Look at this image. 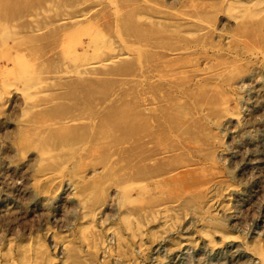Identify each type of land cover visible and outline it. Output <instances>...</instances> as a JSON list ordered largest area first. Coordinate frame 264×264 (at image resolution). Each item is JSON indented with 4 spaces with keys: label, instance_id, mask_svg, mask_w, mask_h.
<instances>
[{
    "label": "rangeland",
    "instance_id": "1",
    "mask_svg": "<svg viewBox=\"0 0 264 264\" xmlns=\"http://www.w3.org/2000/svg\"><path fill=\"white\" fill-rule=\"evenodd\" d=\"M0 264H264V0H0Z\"/></svg>",
    "mask_w": 264,
    "mask_h": 264
},
{
    "label": "bare ground",
    "instance_id": "2",
    "mask_svg": "<svg viewBox=\"0 0 264 264\" xmlns=\"http://www.w3.org/2000/svg\"><path fill=\"white\" fill-rule=\"evenodd\" d=\"M84 31H85V30H84ZM86 31H87V30H86ZM75 33H76V32H75ZM73 40H74V39H73ZM73 40H72V41H73ZM76 40H77V39H76ZM104 41H105V40H104ZM78 44H80V43H78ZM88 44H89V43H88ZM92 48H93V46H92ZM92 48H91V49H92ZM94 49H95V48H94ZM94 49H93V50H94ZM104 49H105V48H104ZM105 50H106V49H105ZM108 51H109V50H108ZM83 55H85V54H83ZM90 55L92 56V53H91ZM86 56H87V55H86ZM83 57H84V56H83ZM96 58H97V57H96ZM22 59H24V58H22ZM76 60H77V59H76ZM77 61H78V60H77ZM24 62H25V61H24ZM19 63H20V62H19ZM83 63H84V62H83ZM83 63H82V65H83ZM75 64H76V63H75ZM75 64H74V65H75ZM88 64H89V63H88ZM27 65H28V64H27ZM76 65H77V64H76ZM79 65H80V63H79ZM90 67H97V66H90ZM102 67H103V66H102ZM84 68H85V67H84ZM26 93H27V92H26ZM26 93H25V94H26ZM27 94H28V93H27ZM30 106H31V105H30Z\"/></svg>",
    "mask_w": 264,
    "mask_h": 264
}]
</instances>
